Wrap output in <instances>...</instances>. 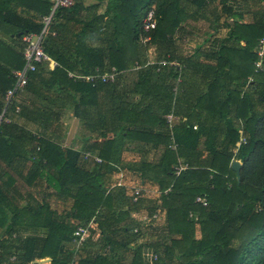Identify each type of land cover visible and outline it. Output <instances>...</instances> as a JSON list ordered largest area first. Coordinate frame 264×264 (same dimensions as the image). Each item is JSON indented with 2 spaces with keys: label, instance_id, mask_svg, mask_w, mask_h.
Here are the masks:
<instances>
[{
  "label": "trees",
  "instance_id": "16d2710c",
  "mask_svg": "<svg viewBox=\"0 0 264 264\" xmlns=\"http://www.w3.org/2000/svg\"><path fill=\"white\" fill-rule=\"evenodd\" d=\"M181 1L97 0L96 5L88 8L93 9L92 15H87L85 22L81 21L83 26L73 42V53L64 50L58 54L51 51L60 40L57 25L63 18L74 20L82 4L73 0L69 7H59L51 25V32L55 35H48L43 45L44 51L56 61L57 67L48 72L50 79L44 85L50 87L58 84L61 91L66 90L75 97L76 105L93 106L99 110L101 105L98 91L104 89L110 92L109 87H118V84L92 86L81 80L69 79L68 73L90 75L95 69L107 72L114 68L119 79L136 62L141 64L146 60V57L142 59L140 52L142 35L150 38L149 43L143 44V51L147 50V46L154 45L159 48L160 54L170 51L174 46L175 34L187 21L180 6ZM199 1L204 7H208L211 2ZM220 2L228 16L227 37L224 45L211 57L216 61V67H206L202 71L206 75V82L191 109L198 113L187 114V123L172 131L174 142L178 145L177 151L168 149L170 131L154 134L136 129L138 125L142 126L152 120L154 126H166L164 117L171 112L175 81L179 76L177 69L163 67L156 70L157 67H154L141 75L144 87L155 88L156 95L161 94L163 97L164 107L161 108L160 115L147 117L144 112L138 113L125 107L119 109L117 115L123 139H143L147 142L154 140L164 144L166 148L160 163L143 165L138 171L142 181L156 184L162 193L153 212L166 213L165 230L168 241L164 244H150L158 255V260L152 264H264V71L256 72L254 66L258 60L255 49L259 40L264 37V10L258 13L259 17L253 22L244 23L225 6L227 0ZM103 6L102 13L95 12ZM152 7L156 28L144 34L142 19ZM51 9L52 4L48 1H38L37 14L40 19L48 16ZM42 28L40 21L29 18L18 21L17 33L40 34ZM99 32L104 34L100 45H90L88 42ZM172 58L174 57L163 56L164 60L171 61ZM22 60L23 58L19 62L20 69L24 66ZM184 74L183 66L181 78ZM42 76L40 67L30 75L31 78L40 80H43ZM8 77L10 84L4 92L14 85L12 76L9 74ZM104 112V116H99L95 124L96 128L99 125L101 127L97 136L103 138L104 143L94 150L98 151V156L105 162L102 168L106 169L107 165L111 166L114 162V158L111 159L114 141L107 136L112 127L111 110ZM235 120H239L240 124L234 123ZM194 124L197 126L196 130L193 129ZM3 128L4 126L2 130ZM242 137L245 143L237 147ZM39 143V150L36 147L31 156L37 163L38 170L45 172L47 168L55 167L60 173L57 181L59 189L67 183L76 186L78 192L74 197L72 213L75 212L77 218L89 222L95 216L96 209L109 198L101 175L78 168V154L71 149H61L44 140ZM202 155L205 156L203 159ZM178 157L184 159L189 167L175 177L171 168L177 165ZM233 160L241 164L239 182L231 169ZM198 196L207 200L208 207L195 203ZM139 227L137 222L123 231L137 239L142 230L139 229L138 233H133V230ZM13 231L14 229L7 230L8 233ZM57 232L50 228V234L44 243L29 240L25 244H12L10 252L4 249L6 245H0V251L4 249L0 252V264L16 253L19 264H31L44 258H49L50 264H69L70 259L67 261L61 255V239ZM71 236L72 234L69 241ZM133 262L144 264L140 249L135 252ZM112 263L100 258L94 262L87 261V264Z\"/></svg>",
  "mask_w": 264,
  "mask_h": 264
},
{
  "label": "crops",
  "instance_id": "0c3cea01",
  "mask_svg": "<svg viewBox=\"0 0 264 264\" xmlns=\"http://www.w3.org/2000/svg\"><path fill=\"white\" fill-rule=\"evenodd\" d=\"M38 1L44 0H0V113L4 109L6 94L4 91L10 84L8 76L11 71L20 70V60L23 58L21 52L24 48L22 40L24 35L17 33L18 21L30 18L41 22L37 14ZM45 1L53 4L55 0ZM70 1L72 3L73 0ZM74 1L82 4V8L78 10L76 17L74 16V20L63 18L59 21L57 30L60 40L51 48L54 53H63L64 50L73 53V42L82 30L81 21L85 22L87 15H92L93 9L88 8L94 3L89 5L87 0ZM180 6L186 14L187 21L175 34L178 40L173 38L174 46L170 51L166 50L160 54L159 48L154 45L153 51L148 54V59L151 57L156 60L158 57L163 58L164 55L174 57L173 60L185 67L181 81H175L174 98L172 97L169 113L174 115V123L169 129L165 125L154 126L153 120L150 123L147 121L144 125L137 126L138 131L167 133L185 125L187 114L198 113L191 109L206 82V75L202 71L206 67L212 69L216 67V61L211 57L225 43L228 16L224 13L220 0H211L208 7L202 6L199 0H182ZM225 6L231 9L232 14L238 15L240 21L251 23L259 17L258 13L264 10V0H227ZM185 37L188 40L186 42L182 40ZM85 40L87 43V36ZM65 57L72 61L68 55ZM52 61L56 62L53 59ZM40 69L43 71V80L30 77L26 89L17 96L14 103L19 107V113H14L13 107L10 108L7 114L10 122L3 125L0 140L2 145L0 146V245H6L4 249L10 252L12 244H25L29 240L44 243L51 228L58 231L57 236L60 237L62 245L61 255L67 261L75 257L79 264H87V261L94 262L100 258L113 263L117 259V263L125 264L115 257L117 254L121 256L122 250L115 249L123 248L126 244V251L132 259L130 264H135L133 262L135 252L139 249L143 263L151 264L150 255L157 253L150 246L156 242L164 244L168 241L165 211L160 214L158 222L141 229L142 232L146 229V233L145 231L142 233L144 237L142 244L138 243V238L130 241L128 239L130 234L123 229L157 212H153V208L159 204L161 196L158 194L159 188L154 183L142 181L138 171L143 165L160 163L166 148L164 144L154 140L147 142L143 139L132 141L123 139L117 119L119 109L124 107L136 110L138 113L144 112L147 117L162 113L161 108L164 107L162 95H156L155 88L151 86L144 87L141 80V75L149 70L137 71L135 77L131 78L126 75L128 70L124 71L113 84H118V87H109L110 92L99 90L101 107L98 110L93 106L76 105L75 97L73 98L66 90L61 91L58 84L45 86L44 83L48 78L50 79L48 72L54 69L47 64H42ZM107 109L111 110L112 127L107 136L114 141L111 152V159L114 158V162L103 169L105 162L101 165L94 164L84 159V153L99 157L98 151L94 149L100 148L104 139L97 136L101 127L99 125L96 128L95 124L99 116H104V110ZM75 119L77 126L71 143L67 145L66 139ZM195 127L197 129L196 125ZM40 140L76 152L78 154L76 166L90 173L100 174L106 187V196L109 198L96 209L95 216L90 220L93 221V227L88 239L78 250L70 247L68 238L76 227L86 226L90 221L79 219L75 216V212L72 213L74 197L78 192L75 185L67 183L59 189L58 169L49 167L45 172L38 170L37 163L31 156L34 149L39 147ZM204 157L202 155L201 159ZM177 164L189 167L180 157L177 158ZM118 183L123 185L119 187ZM132 186L144 189L143 197L136 206L131 205ZM8 229L14 231L8 233ZM134 244L137 246L133 247ZM16 255L20 263L18 253ZM35 263L50 264V260L44 258L35 260L31 264Z\"/></svg>",
  "mask_w": 264,
  "mask_h": 264
},
{
  "label": "built area",
  "instance_id": "2783aa9c",
  "mask_svg": "<svg viewBox=\"0 0 264 264\" xmlns=\"http://www.w3.org/2000/svg\"><path fill=\"white\" fill-rule=\"evenodd\" d=\"M70 0H55L52 4L51 12L48 16L43 17L41 19V23L43 25L42 31L40 34H27L23 37V43L24 48L22 49V57L24 60V66L20 70L11 71L10 75L14 79V85L11 89L6 91V94L4 96L5 102H4V109L0 113V133L2 130L3 125L8 124L10 122L7 114L10 108L14 111V113H19V107L14 105L16 103L17 96L22 93L29 82L30 75L37 71L38 67H40L42 64H47L51 66V68H55L57 66V63L52 61L50 56L44 51L43 45L45 42V38L48 35L54 36L55 34L51 32V25L53 22V17L55 14V11L59 7H69L71 5ZM156 28V19H155V12L154 8H150L145 13L143 19H142V31L144 34H147L154 30ZM174 38H178L177 36ZM184 41V38L182 39ZM142 42L144 44L150 42L149 37H144ZM256 55L258 57V60L255 62V71H264V37L261 38L257 44V47L255 49ZM157 65L159 70L163 67L173 68L178 70V78L177 81H181V73L183 70V66L175 60H161L159 62H156L154 60H150L146 62L144 65H139L138 63H135L134 69L135 70H143V69H149L153 66ZM118 72L112 68L110 71L103 72L99 69H95V71L90 75H80V74H74V73H68V77L74 80H81L85 83H90L92 86H95L97 84H107V85H113L118 77ZM174 116L172 114L167 115V118H165V123L169 127V129L172 128V125L174 123ZM193 129H196L195 126H193ZM170 142L168 144V149L171 151H177L178 145L174 142V137L172 134V131H170ZM245 139L242 137L237 145L239 147L240 144H244ZM37 150H39L37 148ZM84 159L89 160L93 162L94 164L101 165L103 162L102 160L92 155L91 153H84ZM188 167L186 165L177 164L175 166H172V172L175 177H178L184 170H186ZM122 183H118L117 186H122ZM144 189L139 186H132V204L137 205L140 200L143 197ZM167 192V191H166ZM164 192V194L166 193ZM158 194H162L161 191L158 190ZM195 203L201 205L202 207H208V202L204 197L198 196L195 199ZM160 211L144 217L142 220H140L138 223L140 224L139 228H135L133 230V233H138L142 228L148 227L151 223H156L160 220ZM190 217H192V214H190ZM93 227V221H90L86 226H78L76 227L75 231L73 232L71 239L69 241L70 247L74 250L80 249L85 241L88 239L89 232L91 228ZM140 229V230H139ZM150 263H154L158 260V256L155 254L150 255L149 257ZM1 264H19L18 259L16 255H11L7 259H5ZM69 264H79L76 260V258H72V260L69 262Z\"/></svg>",
  "mask_w": 264,
  "mask_h": 264
},
{
  "label": "rangeland",
  "instance_id": "374dc122",
  "mask_svg": "<svg viewBox=\"0 0 264 264\" xmlns=\"http://www.w3.org/2000/svg\"><path fill=\"white\" fill-rule=\"evenodd\" d=\"M96 2H97V0H87V4H89V5H91L92 3H94V5H96ZM105 4V3H104ZM153 8V7H152ZM103 10H104V6L102 7V8H100L99 9V12L100 13H102L103 12ZM98 12V13H99ZM97 13V12H96ZM94 39H92L91 41H89L88 43L90 44V45H94V46H99L100 45V43H101V41L104 39V34H103V32H99V33H96V34H94ZM143 38H144V36L142 35V36H140V46H141V50H140V52H142V56L141 57H143L142 59H144L145 57H146V60L144 59V63L142 64H139V65H144L146 62H148V61H150V60H154V61H156V62H159V61H161V60H164L163 58H161V59H159V58H157V60L156 59H152L151 57L148 59V54H150V52H152L153 51V46H147V50H145V51H143V42H142V40H143ZM187 37H185L184 38V41L186 42V41H188L187 39H186ZM178 40V39H177ZM147 44V43H146ZM137 63V62H136ZM154 67H157V65H155V66H153L152 68H149V69H143V70H151V69H154ZM135 67H133V68H131V69H129V70H131L130 72H129V70L127 71L128 72V74H126L127 75V77H129V78H131V77H135V75H136V73L135 72H137L138 70H135L134 69ZM166 68V67H165ZM157 69H158V67H157ZM156 69V70H157ZM127 72H125V73H127ZM134 72V73H133ZM173 115V114H172ZM174 116V115H173ZM164 118H167V116H165ZM175 118V117H174ZM240 121L239 120H235V123H239ZM166 127H167V125H166ZM102 160V159H101ZM103 162V161H102ZM141 208H142V206H141ZM149 229V228H148ZM144 231H145V233H146V229H144ZM143 231V232H144ZM142 232V233H143ZM145 235V234H144ZM128 239L130 240V241H133L134 239L131 237V236H128ZM143 241H144V237H142V234L140 235V236H138V243H140V244H142L143 243ZM234 245H237L236 243L234 244ZM137 246V244H134V246L133 247H136ZM127 247H123V248H117V249H115V250H122L121 251V256L120 255H118L117 254V256H115V257H117V258H119L123 263H125V264H130V262H131V257L128 255L129 254V252H127L126 249ZM115 250H113V253L115 252ZM129 251V250H128ZM116 254V253H115ZM115 262L117 261V259H115L114 260Z\"/></svg>",
  "mask_w": 264,
  "mask_h": 264
},
{
  "label": "water",
  "instance_id": "95a60500",
  "mask_svg": "<svg viewBox=\"0 0 264 264\" xmlns=\"http://www.w3.org/2000/svg\"><path fill=\"white\" fill-rule=\"evenodd\" d=\"M76 126H77V120L75 119L72 123V126L70 128V131H69L67 139H66L67 145H69L71 143V140H72V137L74 135ZM231 169L233 172H235L236 180H237V182H239L240 181L241 164L237 161H233L231 164Z\"/></svg>",
  "mask_w": 264,
  "mask_h": 264
}]
</instances>
